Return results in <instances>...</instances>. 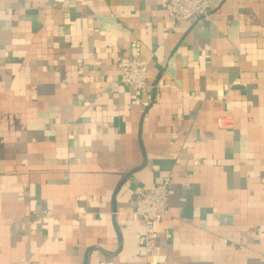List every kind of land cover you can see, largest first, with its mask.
I'll return each mask as SVG.
<instances>
[{
	"label": "crops",
	"instance_id": "crops-1",
	"mask_svg": "<svg viewBox=\"0 0 264 264\" xmlns=\"http://www.w3.org/2000/svg\"><path fill=\"white\" fill-rule=\"evenodd\" d=\"M207 1L0 0V264H264V0ZM164 176L146 257L133 193Z\"/></svg>",
	"mask_w": 264,
	"mask_h": 264
},
{
	"label": "built area",
	"instance_id": "built-area-1",
	"mask_svg": "<svg viewBox=\"0 0 264 264\" xmlns=\"http://www.w3.org/2000/svg\"><path fill=\"white\" fill-rule=\"evenodd\" d=\"M165 10L175 22L185 21L196 24L210 18L207 0H165ZM117 68L120 83L134 92H144L148 88V66L140 56L138 44L131 43L127 54L119 59ZM220 127V120L217 121ZM170 177L164 176L150 188H138L133 193L135 214L144 224V232L139 238V246L144 256H149L154 247L156 226L168 214Z\"/></svg>",
	"mask_w": 264,
	"mask_h": 264
}]
</instances>
